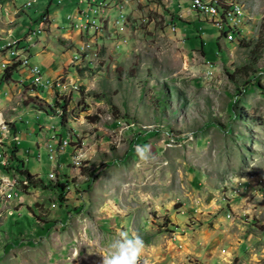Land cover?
Masks as SVG:
<instances>
[{
	"label": "rangeland",
	"instance_id": "rangeland-1",
	"mask_svg": "<svg viewBox=\"0 0 264 264\" xmlns=\"http://www.w3.org/2000/svg\"><path fill=\"white\" fill-rule=\"evenodd\" d=\"M26 1L0 0V41L12 29L63 87H31L22 68L0 82L21 138L4 166L18 196L0 200V264H100L118 230L142 237L141 264H264V0H205L240 5L236 33L198 20L192 0ZM78 7L96 25L108 7L106 24L73 29ZM58 133L71 145L51 162Z\"/></svg>",
	"mask_w": 264,
	"mask_h": 264
},
{
	"label": "built area",
	"instance_id": "built-area-1",
	"mask_svg": "<svg viewBox=\"0 0 264 264\" xmlns=\"http://www.w3.org/2000/svg\"><path fill=\"white\" fill-rule=\"evenodd\" d=\"M84 3V1L80 0L79 4ZM197 4H201L203 6V10L209 12V17L214 18L218 22V26L221 28H226L230 33H236L238 29H232L231 26H222L221 25V17H218L216 14V9L209 6V4H206L203 2V0H196ZM125 6H128V3H125ZM15 8L16 6L13 5ZM122 7H118V9L115 10V16L110 21L112 27L114 29L119 30V23L116 22V15H118L119 11ZM106 9V17H109V9L108 7ZM93 16H94V10H92ZM77 16H78V23H71V27L77 29L81 33H90V31L94 28L95 30L99 29V25L94 24V18L89 19V14L87 12H83L80 7L76 10ZM196 15V14H195ZM68 18V16H67ZM85 18L84 23H81V20ZM230 18V17H228ZM238 19V18H236ZM130 18L128 17L126 20L127 26L130 23ZM73 28V29H74ZM172 29V26H171ZM200 29V28H199ZM94 30V31H95ZM28 38H30L31 34H27ZM11 36L7 35V41H0V76L2 75L3 71H17L18 69L22 68L29 74L30 86L31 87H44L49 90L59 89L60 87H63V84L59 81L52 80L50 78L45 77L39 67L35 64H32L29 60V54H28V47L25 43H21L20 39H11ZM231 42L232 40H226ZM15 129V126H5L4 124H0V132L4 133V140L3 142L7 143V148L11 149L13 146L17 147L21 143V138L16 131H13ZM57 136H60L58 139L56 147H45L47 158L49 161H55L57 158V155L64 151L68 146H70L68 143L64 142L61 138V134L58 133ZM13 153H11L12 155ZM15 156H12L11 158H14ZM72 158V156H71ZM76 157L73 158V160ZM39 159V157H38ZM0 163H1V155H0ZM59 167V164L56 166H52V170L49 172H55L57 168ZM23 176L26 179V175L23 174ZM5 177H0V187H7V194H0V200H4V202H12L14 199L17 198L18 194H16V188H15V181H8L7 179H4Z\"/></svg>",
	"mask_w": 264,
	"mask_h": 264
},
{
	"label": "clouds",
	"instance_id": "clouds-1",
	"mask_svg": "<svg viewBox=\"0 0 264 264\" xmlns=\"http://www.w3.org/2000/svg\"><path fill=\"white\" fill-rule=\"evenodd\" d=\"M148 146H137L138 155L145 158ZM144 249V241L141 236L118 230L114 236L107 241L104 253L101 255L100 264H141V255ZM94 251L89 252L92 254ZM79 252L73 257L75 259Z\"/></svg>",
	"mask_w": 264,
	"mask_h": 264
},
{
	"label": "bare ground",
	"instance_id": "bare-ground-1",
	"mask_svg": "<svg viewBox=\"0 0 264 264\" xmlns=\"http://www.w3.org/2000/svg\"><path fill=\"white\" fill-rule=\"evenodd\" d=\"M36 1H38V0H27L26 1V4L24 5L25 7H26V5H30L31 4V2L32 3H35ZM203 2L204 3H206V4H209V6L210 7H212V8H214V9H216V14H217V16L218 17H221V25H222V22H225L227 25H230L231 23H237L238 22V19H239V17L240 16H242V12H243V9L241 10V7H240V5L239 4H235V3H231L230 5H228V6H226V7H224V8H220V6L218 5V2H213V1H205V0H203ZM95 5V4H94ZM192 7H193V9H195V11H197V12H200V13H202V14H205V15H208L209 16V12H207V11H204L203 10V6L201 5V4H197L196 3V0H192ZM95 9V8H94ZM192 9V10H193ZM98 10H100V9H98ZM98 12V11H97ZM127 12V11H126ZM101 13H103V16H100L99 18H100V24H99V27H100V29H101V27H103V23L104 22H106L107 21V17H106V11H104V9L103 10H101ZM75 14L77 15V13H76V11H75ZM121 14V13H120ZM127 14V13H126ZM100 15V14H99ZM121 17V16H120ZM122 17H124L123 15H122ZM228 17H230V18H228ZM236 18H238V19H236ZM43 19H45V22L46 21H48V15L46 16V18H44L43 17ZM127 20V19H126ZM126 22V21H125ZM94 24H95V22H94ZM216 24H217V26H218V22H216ZM126 27V26H125ZM124 27V28H125ZM123 28V29H124ZM122 29V30H123ZM121 30V31H122ZM123 34V33H122ZM7 35L8 36H10L11 35V31H9V33H7ZM230 38H232V36H230ZM0 40H4V37H2L1 35H0ZM20 42H21V40H20ZM87 47H89V45H86ZM83 49V48H82ZM80 51H81V49H80ZM85 51V50H84ZM98 51V50H97ZM81 54V53H80ZM100 55V54H99ZM98 55V56H99ZM83 56V55H82ZM97 57V56H96ZM85 58H87V57H85ZM3 73H4V71H3ZM3 73H2V75L0 76V80H3ZM52 105V104H51ZM56 107H54V109H55ZM1 114V113H0ZM0 134H4V133H2V132H0ZM16 188V187H15Z\"/></svg>",
	"mask_w": 264,
	"mask_h": 264
},
{
	"label": "trees",
	"instance_id": "trees-1",
	"mask_svg": "<svg viewBox=\"0 0 264 264\" xmlns=\"http://www.w3.org/2000/svg\"><path fill=\"white\" fill-rule=\"evenodd\" d=\"M61 2L60 1H58V4H60ZM26 4V3H25ZM50 13V11H49V5H47L45 8H44V13L41 15V16H43V15H45V17L48 15ZM104 24H106V22H104L103 23V25ZM204 44H203V42H200V46L202 47ZM217 47L219 48V44L217 43ZM10 76H12V72L11 71H5L4 72V75H3V80H4V78L6 79V78H9ZM3 80H0V82H2ZM243 89V88H242ZM241 89V90H242ZM61 106V115L59 116V118H60V124H63V122L65 121V111H66V103H61V101L60 100H56L55 101V106H53V110H54V107H58V106ZM49 106L51 107V104H49ZM13 131H16V129H13ZM21 144V143H20ZM18 147H15V146H13L11 149H10V151H12L11 153H13V151L15 152V150L17 149ZM1 154V153H0ZM104 165L105 164H103V165H101V166H99L96 170H95V172L94 173H92L91 174V176H90V178L87 180L90 184H89V189L91 188V186H92V184L94 183V181H95V179L97 178V175L99 174V172H100V168L103 166L104 167ZM10 166V165H9ZM23 167V166H22ZM21 171V173L22 174H24V175H26V179L25 178H22V179H24L23 181H24V183H27V184H30V185H34V184H36L37 182H36V180H34V175H32L28 170H26V169H21L20 170ZM23 177V176H22ZM55 178H57V176H56V172H55ZM37 179H39V181L40 182H42L41 180H40V178H37ZM50 180H53V179H50ZM55 180V179H54ZM57 181V180H56ZM91 182H92V184H91ZM58 184H56V187L57 188H60L61 190L64 188V183L62 182H57Z\"/></svg>",
	"mask_w": 264,
	"mask_h": 264
},
{
	"label": "crops",
	"instance_id": "crops-1",
	"mask_svg": "<svg viewBox=\"0 0 264 264\" xmlns=\"http://www.w3.org/2000/svg\"><path fill=\"white\" fill-rule=\"evenodd\" d=\"M189 3H190V0L188 1ZM6 3H9L8 1L7 2H5V4ZM189 9V8H188ZM190 10V9H189ZM191 11H193V14H196V16L198 17V20H200V19H202L203 20V18H204V16L203 15H201V14H199L197 11H194V10H192V8H191ZM50 14V13H49ZM192 14V15H193ZM216 21V20H215ZM217 22V21H216ZM215 22V23H216ZM212 24V23H211ZM218 27H220V26H218ZM221 28V27H220ZM1 30H3L2 28H0ZM11 31V33H12V29L10 30ZM26 44V43H25ZM29 47V46H28ZM28 54L30 53V49H28ZM2 84H0V86H1ZM1 114H2V116L0 115V120H4L6 123H10V125L11 126H15V129L17 130V126L15 125V123H14V121H12L11 119H7L5 116H4V114H3V112H0ZM2 117H4V118H2ZM6 119V120H5ZM9 126V125H8ZM2 139L4 140V134H3V136H2ZM64 142H66L67 143V141L68 140H63ZM70 141V140H69ZM71 142V141H70ZM47 143H48V141L46 140V142H45V147H50L49 146V144L47 145ZM71 145V144H70ZM17 151H18V148L15 150V152L13 151V154L11 155V152H10V149L9 148H7V143L6 142H1L0 143V153H1V163H0V177H5L8 173V171H6L7 169H6V167H4V166H9V165H13V163H14V161H15V159H16V153H17ZM12 156H15L14 158H11ZM76 159V158H75ZM24 169V168H23ZM32 174V173H31ZM23 175H21L19 178H25L24 176L22 177ZM37 177V175L34 177V178H36ZM48 178L49 179H55V177H54V173L53 172H50L49 173V176H48ZM4 179H7V180H9V181H13V179L11 180V179H9V177H5ZM17 187H16V193H17ZM0 194H1V192H0Z\"/></svg>",
	"mask_w": 264,
	"mask_h": 264
}]
</instances>
